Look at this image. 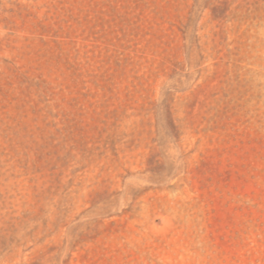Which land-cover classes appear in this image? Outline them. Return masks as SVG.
<instances>
[{
	"label": "rangeland",
	"instance_id": "rangeland-1",
	"mask_svg": "<svg viewBox=\"0 0 264 264\" xmlns=\"http://www.w3.org/2000/svg\"><path fill=\"white\" fill-rule=\"evenodd\" d=\"M0 264H264V0H0Z\"/></svg>",
	"mask_w": 264,
	"mask_h": 264
}]
</instances>
